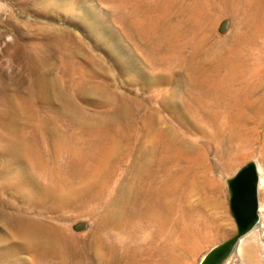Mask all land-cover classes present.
Listing matches in <instances>:
<instances>
[{
	"label": "rangeland",
	"instance_id": "374dc122",
	"mask_svg": "<svg viewBox=\"0 0 264 264\" xmlns=\"http://www.w3.org/2000/svg\"><path fill=\"white\" fill-rule=\"evenodd\" d=\"M211 1L0 0V137L10 140L15 135L20 139L0 152V212L7 216L6 222L0 218V264H78L74 256L64 259L65 250H51L47 255L34 248L29 236L18 233L17 218L38 221L51 233L61 232L68 247L76 245L79 259L84 256L81 264H103L95 253L100 238L107 247L114 242L121 248L123 235L115 234L110 222L114 201L123 196L133 166L141 164L153 145L147 141H152L147 133L150 125L179 136L178 163L171 170L165 165L164 177H180L187 169L190 180H200L193 183L189 194L181 193L173 200L178 204L175 202L163 230L158 233L157 225L144 226V234L135 239L139 245L135 264H159L161 259L169 264L166 258L175 255L180 258L178 264H200L207 253L231 237L237 227L229 208L227 179L249 161L258 165L261 176L260 223L239 239L221 264H254L241 251L245 246L254 248L257 263L264 264V115L259 131L252 132L256 136L248 135V145L220 158L214 151L233 142L224 130L229 119L221 117L213 125L196 121L198 127L188 130L185 123L189 116L178 117L167 107L171 85L146 79L160 70L169 75V66L163 67L161 56L174 53V47L184 40L193 38V46L203 39L198 56L207 59L204 63L221 59L223 49L226 56L234 52L231 35L245 25L231 12L223 13L219 6L211 8ZM64 42L69 43V52H65ZM261 44L264 46L263 35L256 38L253 55H264L258 52ZM193 51L188 49V53ZM261 64L264 67L263 61ZM138 70L142 78L135 75ZM53 78L61 96L72 101L74 112L64 104L50 103L40 90ZM102 88L107 100L101 99ZM113 90L126 100L112 103L109 96ZM9 96L17 97V105L12 114L2 115ZM241 100L234 98L225 107ZM11 121L14 130L8 129ZM112 135L123 144L105 160ZM225 139L229 142L221 144ZM197 153L203 155L200 167L194 165ZM97 168L101 175L95 180L92 174ZM205 181L210 183L206 186ZM44 184L56 190L57 194L50 193L53 199L41 198L40 186ZM57 197L62 202H55ZM200 213L207 219L200 218ZM185 223L192 224V230L185 228ZM151 237L154 244L147 243Z\"/></svg>",
	"mask_w": 264,
	"mask_h": 264
},
{
	"label": "bare ground",
	"instance_id": "6f19581e",
	"mask_svg": "<svg viewBox=\"0 0 264 264\" xmlns=\"http://www.w3.org/2000/svg\"><path fill=\"white\" fill-rule=\"evenodd\" d=\"M255 1L258 2L256 5H254ZM197 2L198 0H190L189 4H196ZM241 2V0H218V5H216V1L212 0L211 4L213 7L211 4H209V6L215 10L217 9V6H219L224 10L223 13L231 12L232 15L236 16L238 19H241L245 25V28H243L239 33L235 34L234 36L231 35V38H235V42L231 46V48L234 50L233 53H230L226 56L224 51L225 49H223V55L221 59L215 62L204 63L203 60L207 59L203 57L199 58L198 56L199 50L201 52L202 49L201 45L204 43L202 42L203 39L196 40V44L193 46H191L193 38L190 40H184L183 42H178V44L174 47V53H166L161 56L160 60L163 67L166 65L169 66H167V74L169 75H164L166 74L165 71L160 70L156 76H153V74L152 76L146 78L149 80H147L149 83L166 82L171 85L167 92V95L170 96L167 100V107L174 113V115H177L178 117L180 115L189 116L188 121L186 120L187 123H185V127L188 130H193V128H196L195 126L198 127L196 121H202L207 125H213L218 122L219 118L221 117H227L229 119L228 122L226 119H224L227 122V124L224 125V130L228 131L227 135L231 137L230 139L233 142L228 145H224L221 149L214 151V154L219 155L220 158H224L230 153L239 152L240 149H243L244 146L248 145V141H250V137L248 135L252 132L255 133L259 129L262 115H264V67H261L262 61L264 62V55L259 56L252 54V52H254L253 44L256 38L260 37L261 35L264 36V0H244L243 5L239 7ZM199 3L200 1L198 4ZM196 27L197 25L195 21L193 27L191 26L193 33ZM166 37L167 36L165 35V42L167 40H165ZM72 39L77 40L73 36ZM157 40H160V38ZM169 40L170 38L167 41L168 44ZM175 40L174 42H176ZM164 41H161L160 44H162V42L165 43ZM171 46L172 45L170 43V47ZM68 47L69 43L64 42L65 52H69ZM219 47L220 45L218 44L217 48L219 49ZM263 47V44L259 45L258 52L264 53L262 51ZM46 48L47 50L49 49V47ZM189 48H192L194 51L192 53H188ZM197 60H199L198 64ZM141 72L138 70V72L134 74L141 77L140 74H143ZM192 77L194 79L196 77L197 79L194 80ZM40 90L45 93L46 99L50 103L59 105L64 104L67 106V109L70 112L75 111L72 101L67 97L61 96L62 92L56 79L53 78L49 84L44 87L41 86ZM101 91L104 93V95H101V99L107 100L105 99L104 89L102 88ZM195 92H199V95H195ZM239 97H242V100L239 103L229 104L227 107H225L227 102ZM16 98L17 97L14 96H9L7 98V108L2 113V115L12 114L15 104L17 105ZM177 98H181L182 100L178 102ZM116 99L120 101V104L126 100L120 95L117 96L113 90V93L109 96V100L113 103ZM211 100L215 101L211 102ZM179 110H181V112ZM118 115L121 117V112H118ZM153 116L154 114H152V117ZM14 126L15 123L11 121L8 125V129L14 130ZM215 126H213V129ZM170 131L171 130H155L152 125H150L148 128L147 133L152 141H147L149 146H151L152 142L153 145L146 151L141 164L133 166L131 175L132 177L130 178L128 184L124 186V188L121 187L123 189V196L118 200L115 198V205L111 214V226L114 228L115 234L123 235V245L120 248L116 243L113 242L110 247H107L104 245L105 243L103 244V240H101V238L100 242L96 240L98 243L95 246V253L98 260H101L103 264H105L108 260V264H135L136 258L138 257L137 251L139 249L138 241L135 239H139L140 236L144 234V226L152 228L153 226L157 225L155 232L158 233L163 230L171 220L170 215H172L171 212L173 211L175 205L178 204L177 199L176 201L173 200H175V198H177V196H179L181 193L183 194L186 192L189 194L193 183L200 180H197L196 177H194L193 180H190L189 170L187 169H185L180 174V177H176L174 175H171L170 178L164 177L163 167L166 165V167L171 170V168L176 166L175 164L178 163L177 161L179 156V136L171 133ZM17 138L18 136L14 135V138L8 140L4 136H1L0 152H6L7 148L17 145ZM228 142L229 139H225L220 143L227 144ZM110 143L111 145L110 148L107 149L108 152L106 153L105 160H109L113 154L115 155L118 145L123 144V142L118 140L115 135H112L110 138ZM236 145H240L241 147L237 148ZM32 155L35 156L34 153H32ZM228 157H230V155ZM202 160L203 155L197 153L194 165H199L198 167H200ZM198 167L196 169H198ZM172 171H178V168L177 170L172 169ZM100 175L101 168H97V170L93 172L92 177L93 179L97 180L100 178ZM208 183H210V181H205L206 186ZM40 187L43 193L41 198L42 196H45L47 199H53L51 198L50 193L53 192L57 194L56 190L51 186H46V184H44ZM213 187L217 189L215 185ZM118 190L119 188H117V191ZM54 200L57 203L62 202L58 197L57 199L54 198ZM68 200L69 198H66V201ZM216 203L217 202H215V204ZM202 213H200V218L201 216H204L206 220L207 216H205V214L203 215ZM189 214L191 215V213ZM5 217L7 216H5L3 212H0V218L5 221ZM176 222L177 221H175V223ZM14 223L18 233L24 238H26L25 236H29L30 238L27 240L34 245V248L39 249V251L41 250L42 252H47V255H49L48 251L51 252V250H54L55 252L59 250H65L64 259L74 256L77 258L78 261L76 262L78 264L82 263L81 261L84 256L81 258V260L79 259L80 251L75 248L76 245L72 248V245L68 247V241L66 243L64 237L60 235L61 232L56 231V233H51L49 229L44 226V224L42 225L38 221L17 218ZM184 227L192 230L193 225L190 223H185ZM197 229L198 228L196 227V231ZM133 230L136 235L133 234ZM155 241V238L151 237L147 243L154 244ZM216 247H214L210 252H212ZM245 247L243 249L241 248V251L244 252V255L247 257V259L254 264L260 262L257 261L258 257L256 258V252H253L255 249L252 248V250L250 246H248L249 248ZM87 248L88 247H86L85 251L88 250ZM70 251L72 252L71 254ZM208 257L209 253L203 258V260L206 261ZM151 260L152 259H149V261ZM166 261H169V264H178L180 258L179 256L175 255L170 259L167 257ZM65 262H67V260ZM159 264H164L163 259L159 261Z\"/></svg>",
	"mask_w": 264,
	"mask_h": 264
},
{
	"label": "water",
	"instance_id": "95a60500",
	"mask_svg": "<svg viewBox=\"0 0 264 264\" xmlns=\"http://www.w3.org/2000/svg\"><path fill=\"white\" fill-rule=\"evenodd\" d=\"M260 181L259 168L254 161L245 163L227 179L229 208L237 230L209 252L207 260L200 264H220L231 254L239 239L260 223L258 196Z\"/></svg>",
	"mask_w": 264,
	"mask_h": 264
}]
</instances>
